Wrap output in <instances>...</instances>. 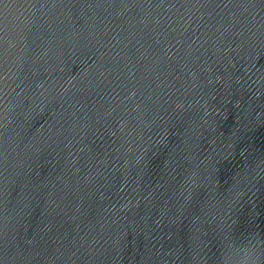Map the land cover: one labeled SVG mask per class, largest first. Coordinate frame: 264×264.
Here are the masks:
<instances>
[{"label": "water", "instance_id": "obj_1", "mask_svg": "<svg viewBox=\"0 0 264 264\" xmlns=\"http://www.w3.org/2000/svg\"><path fill=\"white\" fill-rule=\"evenodd\" d=\"M0 264H264V0H0Z\"/></svg>", "mask_w": 264, "mask_h": 264}]
</instances>
